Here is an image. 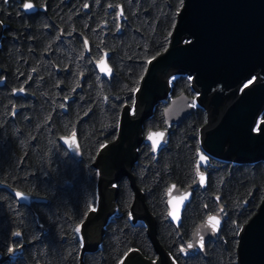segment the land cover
<instances>
[{"label":"trees","instance_id":"obj_1","mask_svg":"<svg viewBox=\"0 0 264 264\" xmlns=\"http://www.w3.org/2000/svg\"><path fill=\"white\" fill-rule=\"evenodd\" d=\"M21 1L0 0V65L6 75L0 86V181L45 200L30 206L0 190V250L6 254L23 245L19 255L0 264H80L76 228L98 200L94 161L116 140L123 107L133 105L148 61L168 47L183 0H32L46 11L29 14L21 11ZM99 52L108 54L109 79L91 64ZM26 83L33 97L16 102L10 86ZM170 85L169 97H196L188 75L173 77ZM75 88L80 90L73 95ZM15 102L20 109L12 120ZM168 102L154 107L142 135L167 130ZM195 105L156 152L141 142L130 174L155 220L157 239L176 264H237L238 233L263 198L264 160L234 163L206 155L199 131L207 112ZM70 136L79 143V158L59 141ZM201 153L208 157L200 167L203 185L196 173ZM114 184L115 211L105 221L100 247L83 250L81 264H119L131 248L157 257L146 223L130 215L135 193L128 176ZM173 185L172 193L190 191L179 221L168 217ZM209 215L219 217L218 230L202 248L188 249L193 229Z\"/></svg>","mask_w":264,"mask_h":264},{"label":"water","instance_id":"obj_2","mask_svg":"<svg viewBox=\"0 0 264 264\" xmlns=\"http://www.w3.org/2000/svg\"><path fill=\"white\" fill-rule=\"evenodd\" d=\"M1 31L0 25V35ZM95 67L110 78L111 74L100 71L98 62ZM179 75L191 78L197 98L184 93L169 97L171 79ZM168 98L163 111L167 130L151 129L142 135L143 122L159 101ZM195 99L207 112V123L199 131V143L206 155L234 163L264 160V122L257 124L264 110V0H183L168 47L148 61L134 94L133 108L127 104L123 107L116 140L101 148L94 161L98 200L95 210L88 211L76 228L80 229L77 232L82 240L80 264L83 250L100 247L105 221L115 211L114 182L121 175L128 176L135 193L130 208L132 220L140 218L146 223L157 257H146L131 248L119 264H176L156 237L155 220L133 182L130 168L141 142L145 139L151 145L149 132L164 131L165 140L160 146L165 144L172 125L191 112ZM72 139L75 144L65 142ZM59 141L72 156L80 157L75 136L61 137ZM11 193L20 203L45 200ZM188 193V189L168 193L169 219L172 197ZM187 201L181 206L180 215ZM205 221L192 231L191 243L195 247H200L199 238L194 235L198 230L204 242L213 235L210 228L203 227ZM22 249L23 245L11 247L6 254L0 250V262L19 255ZM236 256L237 264H264V193L256 212L238 233Z\"/></svg>","mask_w":264,"mask_h":264},{"label":"snow or ice","instance_id":"obj_3","mask_svg":"<svg viewBox=\"0 0 264 264\" xmlns=\"http://www.w3.org/2000/svg\"><path fill=\"white\" fill-rule=\"evenodd\" d=\"M34 7V5L31 3V0H28V2H25L23 4V8L25 10H32ZM122 14V13H121ZM87 43V42H85ZM98 65L100 68L101 72L107 73V74H111V68L108 67L107 64V60L106 57H102L99 61H98ZM22 91V90H21ZM192 107H196L195 103H193L191 105ZM147 139L149 141H151V147H152V151L156 152L160 145L161 142L165 140V132L164 131H156V132H149ZM66 143H71V144H75L76 141L75 139L72 140H66ZM208 161V157L206 155H204L203 153L200 154L199 156V160L197 161V165H196V173L197 176L199 177V183L201 185H203L205 183V176L203 175V173L200 172V167H201V163H206ZM175 188V186L173 185L172 188L169 189V195H171L173 189ZM16 195L18 197L23 198V194L17 192ZM188 199L187 195H183V196H174L172 197V200L170 201V203L173 204V210L170 213L171 217L173 220L175 221H179L180 220V210H181V206L184 204V202ZM95 209H93L94 211ZM220 226V219L217 215H209L207 216L206 221L204 222L203 227L205 228H210L213 232H216L218 230ZM77 231H80V229L78 228ZM15 236L19 237L21 235L20 232H16L14 234ZM195 236H197L199 239L197 240V244L202 248L204 246V236L200 234V231L198 230L195 234ZM194 247L193 243L189 242L187 244V248L188 249H192ZM181 251H185V249H181Z\"/></svg>","mask_w":264,"mask_h":264},{"label":"flooded vegetation","instance_id":"obj_4","mask_svg":"<svg viewBox=\"0 0 264 264\" xmlns=\"http://www.w3.org/2000/svg\"><path fill=\"white\" fill-rule=\"evenodd\" d=\"M22 1H24L23 3H25V1L26 2H28V0H22ZM21 1V2H22ZM31 3L34 5V7H33V9L32 10H25L24 8H23V4L22 5H20L21 6V11L23 12V13H27V14H29V13H34V12H45L46 11V8H45V5H41V6H38V5H36L32 0H31ZM83 42L85 43V42H87V45H86V43H85V46H86V50H87V54L89 55V42H88V40L84 37L83 38ZM45 56H47V54L45 55ZM102 57H106V60H107V63H108V65H109V61H108V54H106V53H104V54H101L100 52H99V54H97L96 56H92V57H90V61H91V64H92V66H93V68H94V70L97 72V74L99 75V76H102V77H104L103 75H101L98 71H97V69H96V67H95V63L97 62V61H99ZM109 67H110V65H109ZM111 68V67H110ZM57 71H59V70H57ZM111 74H112V68H111ZM6 84V75L5 74H3V68L1 67V65H0V86H4ZM2 86V87H3ZM27 86H28V84L26 83V84H22V85H18V86H10V94H11V96L14 98V100H16V102H17V100H19V99H27L28 97L30 98V97H33V94L28 90V88H27ZM22 90V91H21ZM78 90H80V88H78V89H73L72 90V93H73V95L76 93V91H78ZM65 99H64V102H65V104H68V102H69V100H71V99H73V96H70V97H64ZM13 103L12 105H11V112H10V118L12 119V120H15V116H16V114H17V112L19 111V109H20V107L18 106V104L17 103ZM68 136V135H67ZM79 144V143H78ZM79 150H80V147H79ZM81 153V152H80ZM0 190H3V191H5L6 190V192H8V193H10L11 191H16V192H20V193H23V194H29V195H33L31 192H28V191H24V190H20V189H17V188H13V187H11L10 185H8V184H6L5 182H3V181H0ZM34 198V197H33ZM15 199H17L16 197H15ZM35 199H38V198H35ZM33 204V202H31L30 203V206ZM16 246V245H15ZM14 245L13 246H11V247H15ZM18 246V245H17ZM20 246V245H19ZM10 247V248H11ZM14 255H12L11 257H13Z\"/></svg>","mask_w":264,"mask_h":264},{"label":"rangeland","instance_id":"obj_5","mask_svg":"<svg viewBox=\"0 0 264 264\" xmlns=\"http://www.w3.org/2000/svg\"><path fill=\"white\" fill-rule=\"evenodd\" d=\"M173 77V76H172ZM169 78V77H168ZM251 80H253V79H251ZM246 84V83H245ZM199 94L196 92V97L195 98H197V96H198ZM195 103L197 104V105H199L198 103H197V101H196V99H195ZM200 106V105H199ZM131 108H133V105L131 106ZM131 111H132V109H131ZM260 118H259V120H258V123L257 124H259L260 123ZM203 163V162H202ZM201 163V164H202ZM203 164H205V163H203Z\"/></svg>","mask_w":264,"mask_h":264}]
</instances>
